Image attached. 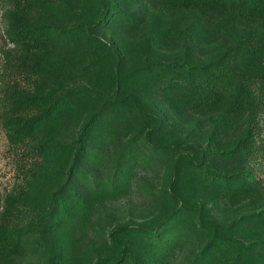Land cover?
<instances>
[{
  "label": "trees",
  "instance_id": "trees-1",
  "mask_svg": "<svg viewBox=\"0 0 264 264\" xmlns=\"http://www.w3.org/2000/svg\"><path fill=\"white\" fill-rule=\"evenodd\" d=\"M81 1L0 0V264H264V0ZM135 170L157 213L92 222Z\"/></svg>",
  "mask_w": 264,
  "mask_h": 264
},
{
  "label": "rangeland",
  "instance_id": "rangeland-1",
  "mask_svg": "<svg viewBox=\"0 0 264 264\" xmlns=\"http://www.w3.org/2000/svg\"><path fill=\"white\" fill-rule=\"evenodd\" d=\"M72 1L76 5L78 4L79 7L83 4L81 0ZM2 14L3 8L0 5V63L2 49L9 46V44L6 45L5 22ZM262 119V137L264 138V114ZM14 150L8 145L5 133L0 128V211L5 193L10 191L13 186H19L25 182V178L22 177L24 172V169L22 170L23 162L20 161L22 150L18 149L19 152ZM254 171L256 176L264 181V163L259 161L255 164ZM159 183L157 172H153V170H148L147 172L135 170L132 174L129 190L116 198L104 200L100 205V208L102 207L101 213H92L91 221L101 225L102 220L103 227L106 228L113 222L129 218L135 220L150 218L158 210L159 204L154 196V189L160 186ZM72 236L74 244H71V250L73 253L77 252L78 256L83 253L85 243L95 244L96 242V244H99L97 241L99 236L90 227L83 229L79 226L72 233ZM196 247H198L196 242L194 247L184 245V247L174 252L171 261L177 263L188 258L196 250ZM70 257H72L71 254ZM25 262L26 264H40L41 260L35 256H28Z\"/></svg>",
  "mask_w": 264,
  "mask_h": 264
}]
</instances>
